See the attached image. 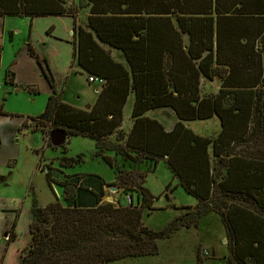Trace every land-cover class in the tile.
Wrapping results in <instances>:
<instances>
[{
    "label": "trees",
    "instance_id": "obj_1",
    "mask_svg": "<svg viewBox=\"0 0 264 264\" xmlns=\"http://www.w3.org/2000/svg\"><path fill=\"white\" fill-rule=\"evenodd\" d=\"M65 1L0 0V17L71 16ZM80 3L90 7V31L80 27L74 61L103 79V89L92 107L75 108L57 94L38 58L53 93L44 113L29 119L44 134H65L63 155L73 137L95 141V156L114 170L116 181L62 172L64 180L57 181L48 167L47 182L62 190L65 204L56 200L40 207L34 200L30 244L21 264H111L157 256L159 241L198 228L211 214L219 216L227 236V264H264V0ZM102 46L118 51L126 65ZM218 78L219 91L203 95L202 80ZM131 94L134 127L124 146H108L106 141L122 126ZM3 106L0 102V114ZM162 108L172 109L179 120L170 132L144 117ZM214 117L221 124L215 138L184 124ZM27 128L26 121L22 130ZM109 152L122 158L121 168ZM161 160L197 205L183 208L190 211L156 232L143 222L155 200L144 184ZM82 162V156L63 157L60 165L69 169ZM6 180L0 176V185ZM106 186L119 187L133 199L136 189L140 193L131 206L103 204ZM16 226L9 242L17 238ZM200 248L197 264H205Z\"/></svg>",
    "mask_w": 264,
    "mask_h": 264
},
{
    "label": "rangeland",
    "instance_id": "obj_2",
    "mask_svg": "<svg viewBox=\"0 0 264 264\" xmlns=\"http://www.w3.org/2000/svg\"><path fill=\"white\" fill-rule=\"evenodd\" d=\"M65 7L72 14H75L76 12L80 13V9L84 8L85 5L81 4L80 0H66ZM5 55L6 58H10L9 54ZM261 56L264 65V52ZM2 83L0 75L1 92L4 85ZM221 84L222 81L219 78L215 81L203 79L202 94H213L214 90L215 93L218 92ZM5 97H7L5 112L15 117L24 115L26 112H30L29 115L27 114L30 119L39 117L44 113L47 105L46 101L45 105L41 107V111H36V107L24 95H16V93H12L10 96L5 95L0 98V102L4 103ZM24 98L27 99L26 103L23 101ZM165 118H168V116L166 115ZM30 119L28 120L31 127L29 131L36 128L37 124V122ZM15 123L16 119L14 118L7 119L0 116V175H5L8 178L7 185H4L0 191V241L3 244L4 234L10 229L12 230L14 210L22 208L18 214H22V216L16 228L17 237L19 234L20 240L13 242L8 251L9 257L16 258L18 249L26 245L20 252L22 262L25 249L30 244V229L27 223L30 220L31 206L34 200L38 202L40 207H46L56 200L65 204L62 190L55 184L50 186L47 182L46 174L49 168L53 170V177L57 181H63L65 174L81 173L99 175L108 183V181L113 180L114 176L110 167L102 166L94 160L97 150H94L90 140L81 137L71 138L70 143L69 141L66 143L68 146H64L67 149V155H63V147L55 148L47 144L46 146H42V144L39 146V150L33 151L38 144L40 135L34 136L29 131L20 133L14 130ZM190 128L198 135L214 137L221 131V124L215 118L210 121L192 122ZM38 131L42 132L40 129ZM3 133L4 136L6 134L11 136V139H8V137L7 140L4 139V136H1ZM12 138H14V143ZM106 145L110 146L109 140L106 141ZM42 147L43 149H41ZM35 152L38 154L37 156ZM80 154H84V162L69 169L61 167L60 162L63 157H77ZM6 159L17 161V165L9 167L7 163L5 164ZM121 164L122 161L120 164L118 163L120 165L118 167L121 168ZM128 164L130 163L128 162ZM37 165L39 169H37ZM130 165L133 168L132 164ZM136 168L137 166L134 169ZM142 168L145 169L144 166ZM10 172H12V175L9 177ZM61 172L65 174L63 175ZM144 186L155 197V200L152 209L144 211L143 222L146 227L156 232L162 231L168 223L190 211V209L183 208L197 204L196 199L189 196L181 186H178V181L164 161H160L156 171L148 175ZM116 188L119 190L113 191L111 187L107 186L104 188L106 196L102 201L103 204L112 203L127 206V195L124 194V190L119 187ZM135 192L134 200L136 201V194H139L140 190L136 189ZM200 246L201 256L205 259V264H227L230 254L228 240L218 215H208L201 221L198 228L184 229L174 234L170 239L159 241V254L157 256L126 259L111 264H197V252ZM10 264H16V259H13Z\"/></svg>",
    "mask_w": 264,
    "mask_h": 264
},
{
    "label": "crops",
    "instance_id": "obj_3",
    "mask_svg": "<svg viewBox=\"0 0 264 264\" xmlns=\"http://www.w3.org/2000/svg\"><path fill=\"white\" fill-rule=\"evenodd\" d=\"M80 10V13L76 12L71 16L0 17V75L1 82L3 81L2 84H4L2 92L0 88V98H3L5 95L10 96L12 93H16V95H24L25 97H28L30 102L36 107V111H41V107L45 105L46 101L48 102L49 97L52 95L53 89L50 87L49 82L44 76V67L42 68L40 65L38 61L39 58L46 64L45 69H48V72L53 78L54 89L57 94L62 96V100L65 103L75 108L86 110L97 102L99 94L103 89V85L90 83L89 76L91 75H89L88 72H86L77 62L74 61V53L76 51L75 43L78 42V32L80 27L90 31V28L88 27L90 7L85 6ZM102 47L111 53V56L115 61L126 65L123 56L118 51L107 46ZM30 50L36 53L37 57L32 56ZM5 54H9L10 58H6ZM213 94H215V90ZM4 99L3 113L0 114V116H4L7 119H16L14 130H17L20 133H23V131H29L28 128L22 130V126L24 122H28V115L30 112H26L24 115H17L16 117L11 116L5 112V102L7 101V97ZM134 100L135 95L131 94L123 110L122 126L117 133L111 135L108 139L111 145H125V142L130 135L135 123V120L132 117ZM23 101L26 103L27 99L24 98ZM163 114L165 116L167 115L168 118H165ZM144 117L158 121L167 132L172 131L179 121L174 111L170 108L148 111L144 114ZM215 118L217 117H214L210 120ZM190 123L192 122H185L184 124L190 128ZM29 132H31V134L34 136L40 135L38 144L33 151L39 150V146L42 144V146H46V144L52 146L50 140L51 134H44V132H39L37 129H33ZM118 133L123 136V139L117 140ZM218 134L209 138H215L218 136ZM1 136L3 137L4 133ZM7 137L8 139H11V136H8L7 134L4 136V139L7 140ZM88 140L92 142L91 145L96 151V142L91 139ZM12 142L14 143V138H12ZM41 149H43V147ZM37 155L38 154H36V156ZM108 155L117 162H121L122 160L120 156L113 152H109ZM78 156H82L83 159H85L84 154H80ZM94 160L98 161L100 165L109 168V166L101 157L95 156ZM6 163L9 167L17 165V161L15 160L6 159L5 164ZM125 163L129 169V164L127 162H123V164ZM37 169H39L38 165ZM112 171L114 177L113 180L108 181V183H113L116 181L114 170ZM11 175L12 172L9 173V177ZM73 175L83 174L76 173ZM2 177L6 176L2 175ZM7 183L8 178L5 184L0 185V191L4 185H7ZM196 205L197 204L194 206ZM20 210H14L15 214L13 215L14 223L12 230L10 229L11 231L9 230L4 234L3 244H1L2 241H0V264H10L13 259H16V264L22 263L20 252L26 247V245L18 249L16 258L9 257L8 253L10 245H12V243L16 240H20V235L18 234L16 240L9 242L8 235L9 232L14 230L15 223L18 225L20 221L22 216V214L18 215ZM31 218L32 214H30V220L27 223L29 224V229L31 224L30 221L32 222Z\"/></svg>",
    "mask_w": 264,
    "mask_h": 264
},
{
    "label": "water",
    "instance_id": "obj_4",
    "mask_svg": "<svg viewBox=\"0 0 264 264\" xmlns=\"http://www.w3.org/2000/svg\"><path fill=\"white\" fill-rule=\"evenodd\" d=\"M51 145L55 148H60L66 142V136L63 132L56 131L50 135ZM113 191H118V188H111Z\"/></svg>",
    "mask_w": 264,
    "mask_h": 264
},
{
    "label": "built area",
    "instance_id": "obj_5",
    "mask_svg": "<svg viewBox=\"0 0 264 264\" xmlns=\"http://www.w3.org/2000/svg\"><path fill=\"white\" fill-rule=\"evenodd\" d=\"M89 81L90 83H97V84H100V85H103L105 83V81L103 79H100L98 77H95V76H89ZM126 203H127V206H131L133 204L136 203V201L130 196H126Z\"/></svg>",
    "mask_w": 264,
    "mask_h": 264
}]
</instances>
